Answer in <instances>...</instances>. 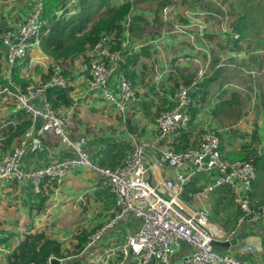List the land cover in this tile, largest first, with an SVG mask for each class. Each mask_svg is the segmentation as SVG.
Here are the masks:
<instances>
[{"label": "crops", "instance_id": "crops-1", "mask_svg": "<svg viewBox=\"0 0 264 264\" xmlns=\"http://www.w3.org/2000/svg\"><path fill=\"white\" fill-rule=\"evenodd\" d=\"M76 1L74 5L70 0H65L56 15H60V10L64 17L79 12L80 0ZM38 2L39 0H0V87L9 86L7 92L0 93V160L18 144L23 133L11 136L21 124L29 122L26 130L32 129L33 136L37 135V129L42 124V118L33 119L22 109L14 94L25 92L30 85L36 86L46 81L49 77L45 76L50 70L53 73L56 65H60L59 69L66 78L69 103L59 104L54 108L65 118L72 139L85 138L84 149L89 159L100 166L118 165L136 144L150 142L156 137L155 117L172 104V96L180 84L189 87L191 101L185 111L189 113L190 121L184 130L159 141L160 146H170L177 150L188 145L194 146L199 133L208 129L220 135L221 152L225 157L229 158L238 152L243 144L254 149L256 156L264 157V100L257 99L252 105L253 113H249L250 110L244 109L239 97L242 110L246 112L233 124H230L227 117L225 120L222 107L231 90L238 92L239 88L244 90V86L238 81L233 82L228 74L229 68L218 66L221 49H227L229 60L236 64L239 75L251 80L264 79V74L253 78L239 69L259 65L264 68V55L256 56L255 42L252 41L247 46L251 40L249 37L235 47L228 34H220L212 28L205 32L204 38L196 33L198 30H189L183 34L170 33L164 31L160 9L157 13L152 10V16H149L150 12L133 7L123 22L121 39L126 41L125 58L107 83L109 91L120 99L121 78H131L138 99L121 110L103 99L100 88H90L87 85L84 65L91 60L92 48L56 62L42 51L38 38L30 42L22 60L12 67L7 64L1 36L7 29L17 30L36 9ZM110 4L113 6L119 3L110 0ZM135 15L141 16L143 20L133 22V29L130 30ZM222 35L224 44L221 43ZM203 40L208 42L207 48L204 47ZM200 68L205 73L194 83ZM46 96L45 90L30 102L42 108L47 100ZM244 119L246 128L243 131L246 134L238 131L233 133L232 127H240V121ZM254 128H257L260 140L250 144ZM242 135L245 137L242 138ZM40 140L39 146L27 148L21 162L23 168L36 169L74 156L73 149L51 133H45ZM154 159L153 150L147 148L146 161L150 167L149 177L153 181L174 175V169L160 168L154 164ZM256 166V179L250 197L253 203L258 204L264 202V159L262 165ZM94 173L88 168L76 167L58 184L45 180L41 185V190L46 195L43 203L39 199L41 190L37 192L29 179L22 182L0 180V264L6 263L10 251L27 233L44 232L60 242L64 250L71 251L79 233L90 231L88 239L94 230L110 220L115 212L113 195H105V188ZM211 178L212 174L200 172L185 185L182 196L186 193L191 203L184 201V209L191 212L197 207L207 208L210 228L215 231L219 227L228 235L222 240H215L225 242L214 244L219 253L253 264H264V217L238 222L240 211L233 202L229 187L220 186L210 193H202L203 187ZM127 215L130 216L126 218ZM125 216L103 233L96 247L82 250L77 257H67L65 263L78 258L83 264H99L106 249L123 244L126 235L138 228L140 219L130 212ZM231 231L234 233L230 234ZM190 249L186 242H181L180 248L173 255V261L178 263ZM119 260L120 256L117 254L110 257L107 264H118ZM126 264H130L128 260Z\"/></svg>", "mask_w": 264, "mask_h": 264}, {"label": "built area", "instance_id": "built-area-1", "mask_svg": "<svg viewBox=\"0 0 264 264\" xmlns=\"http://www.w3.org/2000/svg\"><path fill=\"white\" fill-rule=\"evenodd\" d=\"M74 0H70V3ZM175 4H167L160 9V19L168 24L164 31L183 34L189 30H198L206 27L202 18L191 16V12L181 19L172 16ZM42 0L37 8L17 29H7L1 36L3 45L9 49L6 61L13 66L18 59L25 56L30 42L37 40L40 34ZM214 11V12H211ZM218 11L210 10V16L217 13L224 14L218 6ZM222 16V15H221ZM225 14L219 19L222 23ZM171 21V22H169ZM228 21L225 18V22ZM126 31V30H125ZM230 32L229 25L224 28ZM127 33V31L125 32ZM238 34H234L237 38ZM115 34H104L92 47V57L89 64L84 65L87 73V85L90 88H100L104 100L115 104L121 110L129 103L138 99L131 78L123 76L120 80V99H117L108 89L110 76L117 70L125 58L126 41L120 39L118 48ZM262 52V51H261ZM264 52V50H263ZM262 52V53H263ZM233 66V63L219 60V64ZM218 64V66H219ZM60 65H56L53 73L43 83L26 88L25 92L16 93L22 109L33 119L42 118V124L33 136L32 129L24 131L18 144L0 160V180L22 182L29 179L33 182L37 192L45 180L58 184L67 173L76 167H85L94 171L100 178L101 185L114 197V215L104 225L97 228L88 236L85 249L94 248L102 234L113 227L121 217L128 212L140 219L138 228L126 235L121 245L109 247L99 264H107L108 259L119 255L118 264H253L228 254L219 253L214 248L216 239L226 238V233L216 227L210 228L208 210L206 207H197L188 212L183 207L182 195L185 185L200 172L212 174L211 180L203 187L202 193L207 194L220 186H227L232 193L233 202L240 211L238 222L258 220L264 217V202L253 203L250 193L256 179V166L249 160L229 159L221 152V137L218 133L204 129L198 135L197 143L183 150L170 146H160L159 141L174 133L184 130L190 121V115L185 108L190 104L189 87L180 84L172 96V104L161 110L155 117L157 135L150 142L136 144L121 163L113 167H103L89 159L84 149V137L72 139L65 118L45 100L42 108L30 102L39 97L48 87L67 85L62 75ZM254 75V71H250ZM203 74L202 68L197 71L194 83ZM8 87H0V93L7 92ZM51 133L61 142L69 145L74 156L64 160L48 163L36 169L22 167V158L29 146L33 148L41 144L40 137ZM151 148L155 154L154 164L160 168H172L173 176H166L159 181L149 177L150 167L146 161V149ZM214 173V174H213ZM234 232L231 231L230 234ZM181 242L190 246L178 263L173 261V255L180 248ZM61 259V258H60ZM62 264L64 259H61Z\"/></svg>", "mask_w": 264, "mask_h": 264}, {"label": "trees", "instance_id": "trees-1", "mask_svg": "<svg viewBox=\"0 0 264 264\" xmlns=\"http://www.w3.org/2000/svg\"><path fill=\"white\" fill-rule=\"evenodd\" d=\"M102 1L103 3L101 5L106 4V0ZM139 1L140 0H123L121 3L114 6H108L106 4L107 8L105 12L100 14L98 19L91 20L93 3L90 0H80L79 12L70 17L61 15L63 12L62 10H60L61 17L60 15H56V12L61 9L65 3V0H42V25L39 34L40 47L45 54L52 57L56 62L74 57L83 53L86 49L92 48L104 34H115L117 39L115 48H118L120 39L122 38L123 22ZM95 3H99V0ZM165 5L163 0H160L159 3L157 2L155 13ZM263 12L264 0H251V2L248 3L246 12L239 14L237 18L228 22L231 31L226 34H228L233 46L237 47L241 41H246L249 37L251 40L248 41L247 46H250L252 41H254V46L257 48V55H264V36L262 35V33H264V29H262L264 27V19L260 20L258 17L259 15L264 16ZM142 20L143 18L139 15L133 16L130 30L133 29V22L137 23ZM45 22L47 24H45ZM90 22L91 24L89 25ZM167 25L168 24H164V29ZM234 34H238L237 38H234ZM23 58L24 56L18 59L17 62ZM233 66H235V64ZM239 69L253 78L260 74H264V68L260 65L258 67L244 66V69H241V67H239ZM250 71H254V75L250 74ZM51 74L52 70H50L49 74L45 77H50ZM24 88H26L25 84ZM68 90L69 89L65 87L50 86L46 89L47 100L53 107L59 104H68ZM237 93L238 92L235 90L229 92L226 95L228 98L224 101L222 106L224 108H222L223 113L227 115L226 117L229 119L230 124L236 123L245 113L242 110V103ZM28 124L29 122L21 124L11 137L15 134L24 133ZM243 137L245 136L242 135V138ZM259 140L260 136L257 133V128H254L251 134L250 144L258 142ZM189 146L190 145L185 146L181 150ZM229 158L233 160H249L255 166L258 164L262 165L264 159L263 156H256L255 150L250 149L249 145L246 144H243L238 152L232 154ZM104 191L105 195L109 197L112 196L111 193L110 195L108 194L109 191L107 189ZM41 193H43L42 190L39 199L40 203H43L46 199V195ZM89 232L90 231L85 230L76 236V244L71 251L64 250L60 242L50 238L44 232L27 233L17 246L10 251L5 264H47L49 258L52 256L64 260L70 256L77 257L78 254L84 250ZM66 264H83V262L75 258Z\"/></svg>", "mask_w": 264, "mask_h": 264}, {"label": "rangeland", "instance_id": "rangeland-1", "mask_svg": "<svg viewBox=\"0 0 264 264\" xmlns=\"http://www.w3.org/2000/svg\"><path fill=\"white\" fill-rule=\"evenodd\" d=\"M93 3V7H92V14H91V20H94L96 17H98V15L100 13H104L107 5L111 6L110 4V0L108 2V0H106V4H103L102 0H99V3H95L98 0H90ZM123 0H113L114 3H120ZM246 2H243V0H163V2L167 5V4H175V8H173L172 10V16H174V18H178L181 19L180 21H182L183 19V15H185L187 12H191L193 17L196 18H202L205 23H206V27L204 28H198L199 31H196L197 34H200L199 36L201 38H204L205 36V32L207 30H209L210 28H212L213 30H215L216 32L220 33V34H226L224 31V28L227 26V23L230 20H233L234 17H236V15L238 14H243L244 12H246L247 10V6L248 2H251V0H245ZM157 2L159 3L160 0H140L138 3H140V5H135L134 8L138 7V9L143 10V11H148L150 12L148 15L152 16V10L156 11L157 8ZM39 3V2H38ZM72 4L74 3V5L77 3V1H73L71 2ZM38 6V4H37ZM114 6V5H113ZM218 6L221 8V10L224 12L226 11V21L225 22V18L223 23L219 20L222 18V16L224 14L221 13H217L218 11ZM37 8V7H36ZM216 10L217 12H215L217 15H209L207 12H209L210 10ZM214 12V11H211ZM264 14V12H263ZM222 15V16H221ZM259 15V19L262 20L264 19V16ZM264 29V27L262 28ZM223 35L221 36V43L224 44V40H223ZM205 41V40H203ZM209 46L208 42L205 41V48H207ZM228 51L227 49L224 50H220L219 51V57L218 59H223L224 62H228V63H234L232 61L229 60L228 57ZM257 54V53H256ZM258 56V55H256ZM260 57V56H258ZM204 57H201V59H203ZM235 64V63H234ZM220 67H227L228 69V74L229 77L231 79H233V82H239L244 86V90L242 88L238 89V95L241 99V101L244 104V109L250 110L249 113H253V108L252 105L257 101V99L262 98L264 100V79H260V78H255L254 80H251L250 78L243 76V75H239V71L236 68V64L235 66H224L223 63L219 64ZM203 74L205 73V70L202 69ZM237 79V80H236ZM233 91V90H231ZM239 99V100H240ZM246 112V111H245ZM223 115V114H222ZM226 116H224L225 120ZM246 119L240 121L241 122V126H237V127H232L233 128V133L238 131L240 134H246V132H244L243 130L246 128V124L244 123ZM239 123V122H238ZM231 134V133H228ZM259 170V169H258ZM91 171V170H90ZM92 172V171H91ZM94 175L96 176V174L94 173ZM212 192V191H211ZM210 193V192H209ZM188 196L185 193L184 196H182V200L183 202L186 201L188 202V204H190L191 202L187 199ZM191 199V198H190ZM130 215L123 216L121 217V219H124L125 217L128 218ZM209 217V214H208ZM120 220V219H119ZM107 231V230H106ZM103 235V234H102Z\"/></svg>", "mask_w": 264, "mask_h": 264}, {"label": "water", "instance_id": "water-1", "mask_svg": "<svg viewBox=\"0 0 264 264\" xmlns=\"http://www.w3.org/2000/svg\"><path fill=\"white\" fill-rule=\"evenodd\" d=\"M8 49H9V45L5 44L3 46V53H4L5 56L8 53ZM223 243H225V242H223V241H214V244H223ZM63 263H65V262L63 261ZM47 264H62V261H61L60 258L52 256V257L49 258Z\"/></svg>", "mask_w": 264, "mask_h": 264}]
</instances>
